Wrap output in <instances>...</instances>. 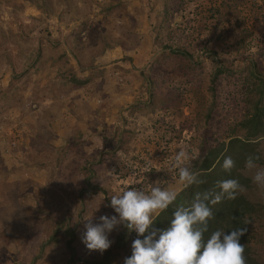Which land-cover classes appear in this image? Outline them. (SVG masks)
I'll list each match as a JSON object with an SVG mask.
<instances>
[{
    "label": "rangeland",
    "instance_id": "obj_1",
    "mask_svg": "<svg viewBox=\"0 0 264 264\" xmlns=\"http://www.w3.org/2000/svg\"><path fill=\"white\" fill-rule=\"evenodd\" d=\"M180 149L201 183L179 182ZM249 156L264 167V0H0V264H124L134 231L81 242L120 187L177 191L163 229L229 178L209 233L238 212L245 262L264 264Z\"/></svg>",
    "mask_w": 264,
    "mask_h": 264
},
{
    "label": "clouds",
    "instance_id": "obj_2",
    "mask_svg": "<svg viewBox=\"0 0 264 264\" xmlns=\"http://www.w3.org/2000/svg\"><path fill=\"white\" fill-rule=\"evenodd\" d=\"M193 159L186 149H180L172 160L171 166L185 188L201 183L192 170ZM233 166V159L226 156L222 169L228 172ZM245 167L253 172V183L264 188V167L258 165L257 158L247 157ZM217 188L196 192L187 205H176L168 226L161 229L154 226L155 222L177 200V191L158 183L149 191L135 185L122 186L110 197L109 206L115 214L101 215L95 224L91 222L92 215L83 218L88 222L81 242L89 251L103 253L113 242L109 235L117 226H123L137 236L131 244V256L125 258L124 264H246L244 245L239 242L245 228L228 233L218 228L209 233L212 206L224 199H235L241 185L237 179L229 178L218 181ZM205 233H209L207 237Z\"/></svg>",
    "mask_w": 264,
    "mask_h": 264
},
{
    "label": "trees",
    "instance_id": "obj_3",
    "mask_svg": "<svg viewBox=\"0 0 264 264\" xmlns=\"http://www.w3.org/2000/svg\"><path fill=\"white\" fill-rule=\"evenodd\" d=\"M231 216L233 217V222L235 223V227L241 226V223L235 222V221L239 220L240 214L238 212H236V213H233Z\"/></svg>",
    "mask_w": 264,
    "mask_h": 264
}]
</instances>
